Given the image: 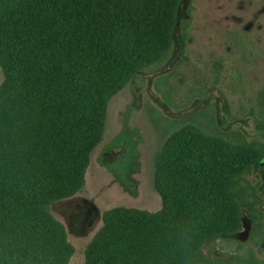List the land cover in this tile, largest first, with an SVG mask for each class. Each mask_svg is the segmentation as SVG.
Returning a JSON list of instances; mask_svg holds the SVG:
<instances>
[{
    "label": "trees",
    "instance_id": "16d2710c",
    "mask_svg": "<svg viewBox=\"0 0 264 264\" xmlns=\"http://www.w3.org/2000/svg\"><path fill=\"white\" fill-rule=\"evenodd\" d=\"M155 2L0 0V264H67L74 254L50 207L85 184L86 167L72 171L75 131L86 132L84 138L94 135L109 99L147 63L161 62L169 53L159 51L142 61L155 51L157 33L162 40L166 35L152 12ZM177 11L176 6L174 19ZM189 23L184 20L183 28ZM260 98L264 106V87ZM150 114L163 153H169L170 135L194 129L179 126L169 132V117L155 107ZM258 121L264 127V110ZM221 134L230 136L215 137L227 149L264 151L263 142H251L241 132ZM226 169L213 159L195 158L189 149L175 153L172 174L194 209L192 228L197 237L203 229H215L198 239L187 264H264L251 247L226 256L210 251L218 238L239 232L235 219L242 221L247 209L255 220L250 240L257 242L263 232L264 214L256 208L261 199L245 175L252 164L226 174L220 190H214L213 174ZM118 220H105L118 253L110 256L101 238L95 264H179L180 257L169 253V227L178 228L169 202L156 212H143L140 223Z\"/></svg>",
    "mask_w": 264,
    "mask_h": 264
},
{
    "label": "rangeland",
    "instance_id": "374dc122",
    "mask_svg": "<svg viewBox=\"0 0 264 264\" xmlns=\"http://www.w3.org/2000/svg\"><path fill=\"white\" fill-rule=\"evenodd\" d=\"M155 4L152 12L166 35L162 40L157 33L155 51L142 61L148 62L159 51L169 49V53L161 62L147 63L109 99L94 135L84 138L86 132L75 131L78 147L72 149L76 157L72 171L86 167L85 184L81 191L50 207L61 233L74 248L67 264H95L101 238L109 255L115 256L118 249L105 231L106 218L140 223L143 212H156L165 201L171 220L178 221V228L169 227V253L180 257L179 264L188 263L198 239L215 229H203L197 237L192 228L190 212L194 209L172 174L175 153L189 149L195 158L213 159L220 167L226 164L224 172L212 176L214 190H220L226 174L247 164H252V170L245 172L246 177L261 182L264 151L230 150L215 137L230 140L221 132L232 130L264 144V127L258 121L264 110L260 98L264 87V0H156ZM184 20L190 21L186 29ZM3 79L0 67V83ZM153 107L172 121L167 122L169 132L179 126L194 128L170 135L169 153L162 152L163 141L150 114ZM227 206L233 212L234 205ZM233 227L243 229L240 217ZM232 236L218 238L213 253H245L247 246L226 239ZM256 252L264 258L261 246Z\"/></svg>",
    "mask_w": 264,
    "mask_h": 264
},
{
    "label": "flooded vegetation",
    "instance_id": "af4514ba",
    "mask_svg": "<svg viewBox=\"0 0 264 264\" xmlns=\"http://www.w3.org/2000/svg\"><path fill=\"white\" fill-rule=\"evenodd\" d=\"M232 132V130H229V131H227V132ZM243 133V132H242ZM260 169H261V172H260V175H261V182H257V183H253L252 181H250L253 185H255V187H256V190H257V193H258V196H259V198L261 199V204H258L257 205V207L256 208H258L263 214H264V193L263 194H261L260 193V191L262 192V190H264L263 188H264V160L260 163ZM249 209H247V212H246V214L249 216ZM250 217V216H249ZM251 219H252V221H253V224H254V222H255V220H254V218L253 217H250ZM252 233H253V230H252ZM226 239H228L229 241H234V242H240V243H242L244 246H247V247H251L254 251H255V253L257 254V252H256V247L257 246H261L262 248H263V250H264V222H263V232H262V234H261V236L259 237V240L257 241V242H254L253 240H249V241H245V242H243V241H240V240H238L237 238H236V236L234 235V236H232L231 238H226ZM210 251H212V252H215L216 250H215V248H211L210 249ZM209 252V251H208ZM258 255V254H257ZM259 256V255H258ZM260 257V256H259ZM260 258H262V257H260ZM262 259H264V258H262Z\"/></svg>",
    "mask_w": 264,
    "mask_h": 264
},
{
    "label": "water",
    "instance_id": "95a60500",
    "mask_svg": "<svg viewBox=\"0 0 264 264\" xmlns=\"http://www.w3.org/2000/svg\"><path fill=\"white\" fill-rule=\"evenodd\" d=\"M263 160L264 158L262 159V161ZM242 224H243V229L240 230L235 236L238 240L245 242L250 240L251 231L253 228V221L246 213L243 215Z\"/></svg>",
    "mask_w": 264,
    "mask_h": 264
}]
</instances>
